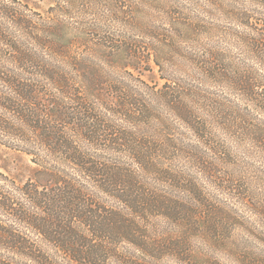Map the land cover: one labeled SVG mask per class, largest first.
Instances as JSON below:
<instances>
[{
  "label": "trees",
  "instance_id": "1",
  "mask_svg": "<svg viewBox=\"0 0 264 264\" xmlns=\"http://www.w3.org/2000/svg\"><path fill=\"white\" fill-rule=\"evenodd\" d=\"M139 6L57 0L39 12L0 0V144L36 164L25 181L0 172V264H264V236L241 234L228 203L175 163L191 145L177 128L196 144L213 137L209 82L262 86L202 41L216 0H179L158 20ZM229 19L264 53L260 11ZM150 63L161 86L133 73Z\"/></svg>",
  "mask_w": 264,
  "mask_h": 264
},
{
  "label": "rangeland",
  "instance_id": "2",
  "mask_svg": "<svg viewBox=\"0 0 264 264\" xmlns=\"http://www.w3.org/2000/svg\"><path fill=\"white\" fill-rule=\"evenodd\" d=\"M33 9L45 12L57 0H21ZM139 8L147 11V17L154 20L162 16L166 8L176 6L179 0H134ZM183 0H180V2ZM221 9L216 12L217 28L211 39H204L208 46L225 47L229 60L237 72H241L251 82L261 85L258 92L250 94L239 90L232 82L216 78L205 89L212 103L214 119L213 137L202 139L196 144L194 137L186 129L177 128V136L187 146L179 153L175 162L187 176H194L205 186L206 193L215 202L226 209H233L234 216L228 220L236 222L241 234L252 232L258 237L264 236V216L250 208L264 206V53L258 47L245 46L246 36L251 37L247 29L236 27L230 21V10L237 9L264 15V0H216ZM237 7V8H236ZM151 20V19H150ZM152 22V21H151ZM242 37L240 39V36ZM230 67L229 64H226ZM233 71L234 67L230 68ZM133 73L141 80L161 86L158 67L153 63L145 68H137ZM229 78V77H228ZM239 78L236 75L235 79ZM208 107V108H210ZM210 146V148H208ZM36 164L31 155L11 144H0V172L16 181H25L34 176ZM197 170V172H196ZM172 195L182 198L193 197L192 191L166 189ZM249 206V207H248ZM259 210V209H258ZM253 211L252 213H250ZM235 217V218H234ZM234 218V219H233ZM258 222V225L257 223ZM263 246L256 240L251 241L250 249L259 251Z\"/></svg>",
  "mask_w": 264,
  "mask_h": 264
}]
</instances>
